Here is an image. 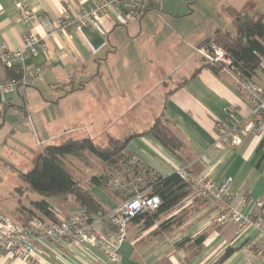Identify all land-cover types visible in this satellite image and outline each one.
Here are the masks:
<instances>
[{
    "label": "crops",
    "instance_id": "0c3cea01",
    "mask_svg": "<svg viewBox=\"0 0 264 264\" xmlns=\"http://www.w3.org/2000/svg\"><path fill=\"white\" fill-rule=\"evenodd\" d=\"M24 1L51 20L63 16L67 6L88 9L97 2ZM258 1L159 0L135 16L117 7L100 20L103 33L89 24L49 38L47 49L25 62L33 71L41 68V76L23 94L0 101V154L26 153L35 146L37 157L45 146L68 139L106 145L110 138L123 140L148 130L159 119L183 147L173 153L151 135L131 138L126 151L143 169L160 177L181 169L215 181L230 177L234 208L247 213L245 197L264 206V130L259 139L246 131L249 106L233 88L237 75L213 72L197 52L217 31L235 34L238 16L250 13ZM29 33L44 35L38 24L22 19L14 0H0V43L19 48ZM10 73L0 62V80L11 78ZM251 82L264 84V70L256 71ZM229 106L236 108L241 124L240 142L232 148L217 143L215 128L225 120ZM26 120L36 130L35 143ZM55 141L59 142L52 144ZM93 176L86 172L80 184L104 208L119 206L117 196L89 184ZM54 201L61 205L56 212L63 217L79 211L70 201ZM166 220H170L166 230H159L158 223L149 228L130 223L117 264H216L228 249L233 250L231 255L219 264H264V232L248 228L236 235L232 223L217 222L205 199L188 196L158 222ZM199 236L203 239L195 244ZM38 255L51 264H112L89 247L67 249L43 242ZM0 264L26 263L0 256Z\"/></svg>",
    "mask_w": 264,
    "mask_h": 264
},
{
    "label": "built area",
    "instance_id": "2783aa9c",
    "mask_svg": "<svg viewBox=\"0 0 264 264\" xmlns=\"http://www.w3.org/2000/svg\"><path fill=\"white\" fill-rule=\"evenodd\" d=\"M14 1L22 19L38 24L44 35L26 34L22 38V45L15 49L0 43V62L3 67L6 70L19 67L22 71L18 78L0 80V101L13 93L23 94L30 82L41 76V68L33 71L27 68L25 62L29 57L36 56L38 51H45L49 38L55 35H68L71 31L89 24L103 33L99 22L108 17L113 9L122 7L126 15L135 16L147 7L156 5L159 0H97L88 9L67 6L63 16L54 20L37 15L24 0ZM197 52L207 58L212 66H218L220 71L234 73L229 56L213 42L201 46ZM233 88L244 96L249 106L247 133L259 139L264 130V84H255L237 75ZM235 112L236 108L229 106L226 109L225 120L215 124L217 143L230 148L240 142L241 124L236 119ZM134 163L135 160L129 165L133 166ZM176 174L190 187L191 196L205 199L212 204L220 225L232 223L236 235L248 228L264 232L263 204L259 200L245 197L243 203L249 206L248 212L244 213L241 209L234 208L228 192L232 181L230 177L215 181L205 175H194L186 169H181ZM104 177L105 186L114 190H125L137 180L131 171L118 169L105 174ZM128 194H131L130 198L122 201L117 207L105 209V214L100 217H92L80 210L65 217L56 212V221L32 219L26 224H21L0 211V256L10 260L18 259L26 264H51L38 255V246L45 242L52 247L59 245L67 249L93 248L110 263L117 264L118 248L127 238V226L131 220L143 214L154 215L160 206V200L156 195L137 189H132Z\"/></svg>",
    "mask_w": 264,
    "mask_h": 264
},
{
    "label": "trees",
    "instance_id": "16d2710c",
    "mask_svg": "<svg viewBox=\"0 0 264 264\" xmlns=\"http://www.w3.org/2000/svg\"><path fill=\"white\" fill-rule=\"evenodd\" d=\"M212 42L229 56L234 73L238 77L251 81L256 71L264 70V14H240L236 22V33L217 31ZM206 66L213 72L219 73V70L208 64ZM9 71L11 78H18L22 73L19 67ZM143 135H151L173 153L183 147L181 140L159 119L148 130L123 140L110 138L106 145L95 144L89 139H68L59 145L45 146L37 155L33 168L26 173H19L23 186H19L18 191L26 192L28 198L27 207L22 206L19 209L21 224H26L32 219L56 221V209L52 204L55 199L70 201L80 211L92 217L105 214L106 208L96 200L87 187H83L66 170L62 162L63 158H83L87 153L96 158L104 167L102 174L90 178V185L108 191L121 201L130 198L131 194L127 195V193L132 189L156 195L159 198L160 206L154 215L136 216L131 220V224L141 223L144 228H149L158 223L159 230L170 228V220L158 222L159 217L171 212L190 196L191 190L176 173L160 177L150 170L143 169L140 162L126 151V144L131 138ZM133 160H135L133 166L129 165ZM115 169L131 171L137 180L125 190L108 188L104 184V175ZM30 195L37 196L38 199L33 200L29 198ZM202 239L203 236L197 237L195 244H200ZM232 251L228 249L216 264L229 257Z\"/></svg>",
    "mask_w": 264,
    "mask_h": 264
},
{
    "label": "rangeland",
    "instance_id": "374dc122",
    "mask_svg": "<svg viewBox=\"0 0 264 264\" xmlns=\"http://www.w3.org/2000/svg\"><path fill=\"white\" fill-rule=\"evenodd\" d=\"M249 11H251L250 13L253 15L264 14V0H259L256 5V8H253V10ZM229 29L231 32L233 31L232 28ZM203 60L209 66L213 67L216 70H219V67L212 66L207 58L203 57ZM25 126L28 128V131L32 134V140L33 143H35V136L37 134L31 121L26 120ZM82 137H84V135L79 136V138ZM58 142L55 141L52 142V144H57ZM34 147L32 146L30 150L26 153L16 152L8 155L0 154V210L4 212L10 211V213H8L10 216L9 218L15 221L17 220L15 219L16 217L19 218V216L17 215V213L19 214V209L23 205H28V198L26 196V192L18 191V187L23 186V182L19 177V173H26L33 168L36 157L35 151L37 150ZM62 162L66 170L69 173L73 174L74 178L81 183L85 180L83 178H85L86 172H88V176H90L91 174H94V176H98L103 172V170L100 169V163L98 162V160L87 153H85L83 158H63ZM83 172L84 174L81 175V173ZM30 197L31 195L29 196V198ZM52 204L55 209L61 208V205L55 202L54 200L52 201ZM63 214H65L64 216H67L66 213ZM12 215L14 217H12ZM61 217H63V215Z\"/></svg>",
    "mask_w": 264,
    "mask_h": 264
}]
</instances>
